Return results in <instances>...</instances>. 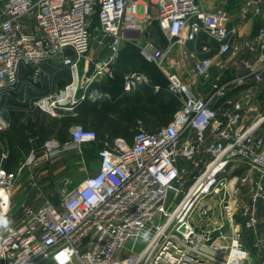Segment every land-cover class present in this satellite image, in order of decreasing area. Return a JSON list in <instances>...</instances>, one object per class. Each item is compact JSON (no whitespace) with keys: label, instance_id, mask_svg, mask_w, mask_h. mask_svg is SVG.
Masks as SVG:
<instances>
[{"label":"built area","instance_id":"built-area-1","mask_svg":"<svg viewBox=\"0 0 264 264\" xmlns=\"http://www.w3.org/2000/svg\"><path fill=\"white\" fill-rule=\"evenodd\" d=\"M263 7L264 0H245L243 9L260 16ZM95 14L99 43L111 37L112 54L97 64L93 77L111 74L127 33L142 31L150 21H157L170 38L196 41L205 34L216 39L222 55L237 51L234 38L239 30L230 25L232 14L225 7L208 11L198 0H0V131L10 124L1 107L3 95L17 86L22 66L39 71L42 62L63 55L71 69L72 82L58 97L39 99L40 105L76 104L98 96L88 95L93 77L82 81L78 69L91 47ZM245 46L256 60L245 59L241 76L223 82L218 77L208 99L197 97L177 72H166V89L182 103L173 119L158 131L141 128L132 144L117 139L100 150L96 173L58 203L47 199L36 208L26 206L18 225L11 224V216L21 172L53 156L81 151L82 145L97 140V133L77 123L69 141H46L42 154L32 152L18 171L0 166V264H264L250 261L243 249L244 230L255 233L254 248L264 245V235L257 234L259 205L264 206V111L251 85L239 89L234 98L229 96L251 78L264 82V23ZM140 47L164 70L169 50L151 39ZM212 70L210 57L200 59L194 68L205 79L211 78ZM144 80L137 72L126 75L125 91L136 90ZM79 88L85 90L81 96ZM221 99L232 105L223 116L216 107ZM251 111L256 117L247 124ZM189 177L194 182L185 192ZM247 180L250 194L241 204L237 183ZM208 195L216 197L215 202L200 205L198 213L214 219V226L199 231L191 217ZM237 214L243 226L238 225ZM226 219L231 220L230 234L225 231ZM144 232L149 233L147 241L142 239Z\"/></svg>","mask_w":264,"mask_h":264},{"label":"crops","instance_id":"crops-1","mask_svg":"<svg viewBox=\"0 0 264 264\" xmlns=\"http://www.w3.org/2000/svg\"><path fill=\"white\" fill-rule=\"evenodd\" d=\"M198 1L208 11L225 7L232 14L230 25L236 26L239 30V35L234 38V45L237 47L235 54L222 55L219 52V43L208 35H200L196 41L170 38L164 34L157 21H150L143 25L142 31L133 30L127 33L121 42L118 56L111 64V74L102 73L93 77L97 71V64L108 59L112 54L108 46L111 37H106L104 44L99 43L100 29L99 22H96L92 28L93 37L90 50L80 58L78 69L82 81L93 77V81L86 89L88 95L97 93L98 96H87L76 104L56 102V105L53 106L48 102L40 105L39 99L58 97L61 91L72 82L71 69L64 64L63 55H57L51 60L42 62L39 71H36L35 67L22 66L18 84L13 89L16 92L15 96L10 97L13 90L8 91L3 95L1 101V107L10 124L8 128L0 131V135L3 136V139H0V166L3 167L8 163L10 171H18L32 152L37 155L42 154L45 143L41 144V139L44 138L45 142L55 139L63 144L71 139V130L77 123L97 131L99 136L98 142L95 143L97 151L102 150L107 144V146H113L117 139L133 143L138 132L136 133L131 124L142 126L148 131L158 130L160 125L172 120L166 119L171 114L165 115L161 110L165 100L170 96L175 97L162 83L165 78L167 80L166 72H177L197 97L206 99L214 92L213 83L217 81L218 77L220 82H223L245 74V59L256 60L257 58L247 50L245 44L264 23V7L262 14L256 16L252 11H244L245 0ZM148 39L153 40L166 51L169 50L164 70L157 65L156 72L151 67H148L150 73L147 72L148 62L153 61L147 59L139 50L140 45ZM67 53L74 56L70 50ZM204 57H210L213 60L212 76L209 79L199 77L194 72L198 61ZM134 72L144 75L145 80L136 90L127 92L124 89L125 76ZM151 73L158 75H152L154 76L152 77ZM155 76H157L156 79ZM250 85L254 98L264 111V82L255 83L251 78L247 84L231 90L229 96L234 98L239 89ZM84 92V88H79L77 94L81 96ZM77 104L78 111L75 112L74 108ZM216 107L219 108V113L223 116L227 110L232 108V105L228 100L221 99L216 103ZM89 108L93 109L91 113L86 112ZM135 108L137 111H133ZM178 110L179 108L175 112ZM67 113H72L73 118L69 121L68 126L64 127L62 121ZM255 117V112H248L246 123L251 124ZM115 124L118 125L115 126ZM21 141L24 142L23 146L19 143ZM106 141L113 142L105 143ZM28 168L30 167H26V169ZM237 173L244 176L249 175L246 171H237ZM237 186L239 188L238 200L243 204L248 201L251 183L249 180L240 181ZM26 198L23 205L27 202ZM211 200H213V196L207 202H212ZM33 207L37 206L33 205ZM218 212L216 208L215 214ZM259 215L260 224L257 234L261 236L264 235V206L262 204L259 205ZM213 220L203 219L204 230L214 226ZM236 220L239 226H243L240 215H236ZM194 221L197 222V220ZM224 225L225 231L230 234L231 220H224ZM255 236L254 232L244 230L243 249L250 261L261 263L264 260V245L258 249L254 248L253 239Z\"/></svg>","mask_w":264,"mask_h":264},{"label":"rangeland","instance_id":"rangeland-1","mask_svg":"<svg viewBox=\"0 0 264 264\" xmlns=\"http://www.w3.org/2000/svg\"><path fill=\"white\" fill-rule=\"evenodd\" d=\"M96 22L97 18L94 17L92 19V24ZM99 166V152L96 149L84 145L81 151L56 155L39 165H32L30 168L23 170L13 190L14 208L11 216V224H20L25 215L24 209L26 206L33 207V205H36L38 207L47 199L58 203L88 176L96 173ZM194 173H197V171H194ZM229 178H231V176H229ZM32 179L37 182V186L33 185ZM193 182V177H189L185 185V192ZM181 196L182 194L180 197ZM210 197H212V195H208L201 199L191 217L194 223V220H197L195 224H197V229L199 231H203L205 225L203 224L204 218L198 213V208L205 203V201L207 202L210 200ZM25 198L27 202L23 205ZM173 198L174 193L171 192L169 203L172 204ZM215 199L216 197H213L211 201L215 202ZM140 244L141 247L145 245L143 242H140ZM128 246L131 247V243H129Z\"/></svg>","mask_w":264,"mask_h":264},{"label":"trees","instance_id":"trees-1","mask_svg":"<svg viewBox=\"0 0 264 264\" xmlns=\"http://www.w3.org/2000/svg\"><path fill=\"white\" fill-rule=\"evenodd\" d=\"M97 18V22H98V14H95L94 16H93V18ZM92 26H93V24H92ZM203 35H205V34H203ZM139 51H141V48H140V50ZM148 67L150 68H153L154 70L153 71H155L156 72V70L158 69V67H157V64L153 61V62H151V63H149L148 62V65H147V72L149 71V73H150V70H148ZM152 75H158V74H154V73H151V76ZM152 77H154V76H152ZM156 77L157 76H155V79H156ZM166 79V78H165ZM163 80L162 81V83H164V85H165V87H166V85H167V81L168 80ZM9 91H11V90H9ZM8 92V91H7ZM15 94H16V92L13 90V91H11V95H10V97H12V96H15ZM176 97V96H175ZM174 96H170L167 100H165V102L162 104V113H164L165 115H169V114H171L170 116H168V118H166V119H173V117H174V115H175V111L179 108H181V106H182V103H181V101L179 100V98L178 97H176L175 98ZM13 98V97H12ZM77 106H78V104L75 106V108H74V110H75V112H76V110H77ZM160 109V108H159ZM158 109V110H159ZM137 111V109L135 108V109H133V111ZM78 111V110H77ZM93 111V109L92 108H89L88 110H86V112H88V113H91ZM130 111H132V110H130ZM73 115H72V113H67L66 114V116L63 118V125H64V127H67L68 126V123H69V121L71 120V118H73L72 117ZM170 121H166L163 125H160V127L158 128V130L160 129V128H162L163 126H165V125H167L168 123H169ZM84 125V124H83ZM118 124H115V126H117ZM85 126V125H84ZM131 126L133 127V129L136 131V133L137 132H139V130L141 129V128H143L142 126H137V125H135V124H131ZM86 127V126H85ZM135 127V128H134ZM86 128H88V127H86ZM144 129V128H143ZM146 130V129H145ZM158 130H156V131H158ZM148 131V130H147ZM150 132H154V131H150ZM96 133H97V131H96ZM98 138H99V136H98V133H97V140L96 141H94V142H90V143H86V144H84V145H87V147H90V148H93V149H96L97 150V146L95 145V143L96 142H98ZM0 139H3V136L2 135H0ZM111 142H113V141H106L105 143H111ZM22 146L24 145V142L23 141H21V142H19ZM45 143V139L43 138V139H41V144H44ZM130 144V143H129ZM132 144V143H131ZM84 145H82V146H84ZM108 145V144H107ZM106 145V147H108ZM105 148V147H104ZM100 151V150H99ZM98 151V152H99ZM10 165L7 163V164H5V165H3V168H5L7 171H10V167H9Z\"/></svg>","mask_w":264,"mask_h":264},{"label":"clouds","instance_id":"clouds-1","mask_svg":"<svg viewBox=\"0 0 264 264\" xmlns=\"http://www.w3.org/2000/svg\"><path fill=\"white\" fill-rule=\"evenodd\" d=\"M142 239H143L144 241H147V240L149 239V233H148V232H144V233L142 234Z\"/></svg>","mask_w":264,"mask_h":264}]
</instances>
